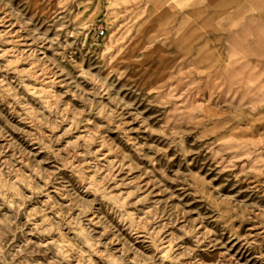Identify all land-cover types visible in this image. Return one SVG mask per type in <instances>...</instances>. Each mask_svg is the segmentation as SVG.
<instances>
[{"label": "rangeland", "instance_id": "1", "mask_svg": "<svg viewBox=\"0 0 264 264\" xmlns=\"http://www.w3.org/2000/svg\"><path fill=\"white\" fill-rule=\"evenodd\" d=\"M260 1L0 0V264H264Z\"/></svg>", "mask_w": 264, "mask_h": 264}, {"label": "crops", "instance_id": "2", "mask_svg": "<svg viewBox=\"0 0 264 264\" xmlns=\"http://www.w3.org/2000/svg\"><path fill=\"white\" fill-rule=\"evenodd\" d=\"M259 1V0H258ZM261 3H262V5L264 6V0H261L260 1ZM255 43H257V42H255ZM256 45V44H255Z\"/></svg>", "mask_w": 264, "mask_h": 264}, {"label": "built area", "instance_id": "3", "mask_svg": "<svg viewBox=\"0 0 264 264\" xmlns=\"http://www.w3.org/2000/svg\"><path fill=\"white\" fill-rule=\"evenodd\" d=\"M102 32H103V30H102Z\"/></svg>", "mask_w": 264, "mask_h": 264}]
</instances>
